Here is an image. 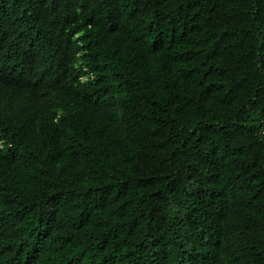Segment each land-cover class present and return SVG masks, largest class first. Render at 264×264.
Returning <instances> with one entry per match:
<instances>
[{
  "label": "trees",
  "instance_id": "trees-1",
  "mask_svg": "<svg viewBox=\"0 0 264 264\" xmlns=\"http://www.w3.org/2000/svg\"><path fill=\"white\" fill-rule=\"evenodd\" d=\"M0 264H264V0H0Z\"/></svg>",
  "mask_w": 264,
  "mask_h": 264
}]
</instances>
